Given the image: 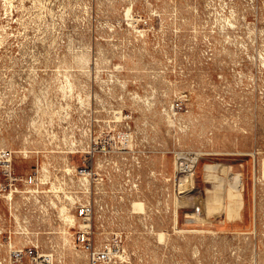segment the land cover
<instances>
[{
    "label": "rangeland",
    "instance_id": "374dc122",
    "mask_svg": "<svg viewBox=\"0 0 264 264\" xmlns=\"http://www.w3.org/2000/svg\"><path fill=\"white\" fill-rule=\"evenodd\" d=\"M3 10L0 151L44 192L0 188V264H90L71 217L89 201L95 247L120 242L98 264H264V0Z\"/></svg>",
    "mask_w": 264,
    "mask_h": 264
},
{
    "label": "built area",
    "instance_id": "2783aa9c",
    "mask_svg": "<svg viewBox=\"0 0 264 264\" xmlns=\"http://www.w3.org/2000/svg\"><path fill=\"white\" fill-rule=\"evenodd\" d=\"M5 14L6 12H4V10L3 12L0 11V20L6 17ZM196 163L197 162L194 160V158L186 160L184 163L180 164L179 172L183 175L192 176L195 171ZM80 168H83L81 173L86 172V170L88 169L87 166ZM38 174V170H34L27 175L16 173L13 168L11 152H9L8 150L0 151V188L2 191H7L8 189L9 191L19 190V192H21V187H25V191H30L32 195L40 194L44 192V190L41 189L42 179ZM50 186H52V184ZM77 206L78 207L76 215L77 217H79V219H81V225H78V229L75 232V242L83 251L88 253V261L90 264L107 262L109 260V250H119V239H116L114 242L106 243L100 249L96 248L91 226L93 207L89 202L82 203ZM24 254L25 252L20 250H16L13 252V256L16 260L22 258ZM27 254H33V250L29 249ZM42 257L45 256L38 255L37 258Z\"/></svg>",
    "mask_w": 264,
    "mask_h": 264
},
{
    "label": "bare ground",
    "instance_id": "6f19581e",
    "mask_svg": "<svg viewBox=\"0 0 264 264\" xmlns=\"http://www.w3.org/2000/svg\"><path fill=\"white\" fill-rule=\"evenodd\" d=\"M197 159L198 158H194V160L197 162ZM180 166V163L179 164H177L176 165V167H178V169H179V166ZM212 165V164H211ZM218 163H213V168H214V170L216 171L217 169H218ZM212 168V167H211ZM209 170V169H208ZM212 175H214V174H212V173H210L209 174V176H212ZM217 175V174H216ZM218 176V175H217ZM231 176V175H230ZM234 176H236V175H234ZM183 177H185V178H190L191 176L190 175H184ZM83 178H85L86 179V181H88V184L85 186V189H86V191H88L89 190V188L90 187H92L91 185H93V182H92V178H91V176L89 175V174H85V176H83ZM239 179V178H238ZM182 181V180H181ZM187 181V185H188V187H189V184L191 183V180L190 179H187L186 180ZM220 181V180H219ZM184 182H185V180H184ZM216 182V181H215ZM183 183V182H182ZM229 184V183H228ZM235 185H237V184H235ZM233 187H234V185H233ZM231 189H232V187H230ZM235 188H237V187H235ZM236 190V189H235ZM238 191V190H237ZM233 193V189L232 190H228V195L229 194H232ZM89 203H90V205H91V202L89 201ZM92 206V205H91ZM59 207H61V206H59ZM64 207V206H63ZM65 208V207H64ZM59 209H61V208H59ZM67 209V208H66ZM64 210V209H63ZM62 210V211H63ZM67 211V210H66ZM64 212H61V214H63ZM11 214V213H10ZM66 216V215H65ZM64 216V217H65ZM69 216V215H68ZM176 216V215H175ZM62 218H63V216H61ZM71 217H74V218H76L77 219V215L74 213L73 214V216H71ZM177 217V216H176ZM66 218V217H65ZM68 218V217H67ZM66 218V219H67ZM69 219V218H68ZM71 220V219H70ZM69 220V221H70ZM66 221V220H65ZM68 221V220H67ZM79 225H81V223H79ZM63 230H65V229H63ZM66 231V230H65ZM18 233H22V234H27V228L26 227H22V231H20V232H18ZM67 233V232H66ZM65 235V234H64ZM64 237H66V236H64ZM73 238V237H72ZM68 243H70V242H68ZM35 244V246L37 247L38 246V244H36V242L34 243ZM71 244V243H70ZM8 246H13V243H12V236H10V239H9V241H8V244H7ZM18 250H20V251H23V249H18ZM83 251V250H82ZM85 252V251H84ZM86 253V255L88 256V254H87V252H85ZM108 255H109V259L111 258V252H110V250H109V253H108ZM24 256H26V253H25V255ZM24 256L22 257V258H19L17 261H18V263L19 264H23V259H24ZM39 256H42V255H39ZM45 256V255H44ZM49 261L51 260V256H45ZM109 261V260H108Z\"/></svg>",
    "mask_w": 264,
    "mask_h": 264
}]
</instances>
